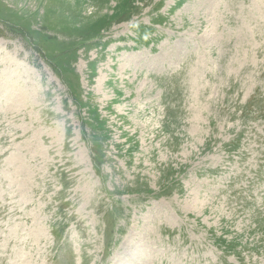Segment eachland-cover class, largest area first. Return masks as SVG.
I'll return each mask as SVG.
<instances>
[{"label":"rangeland","instance_id":"1","mask_svg":"<svg viewBox=\"0 0 264 264\" xmlns=\"http://www.w3.org/2000/svg\"><path fill=\"white\" fill-rule=\"evenodd\" d=\"M0 264H264V0H0Z\"/></svg>","mask_w":264,"mask_h":264}]
</instances>
